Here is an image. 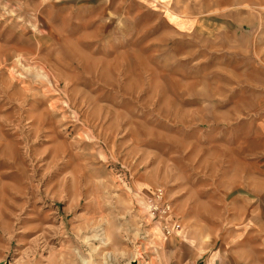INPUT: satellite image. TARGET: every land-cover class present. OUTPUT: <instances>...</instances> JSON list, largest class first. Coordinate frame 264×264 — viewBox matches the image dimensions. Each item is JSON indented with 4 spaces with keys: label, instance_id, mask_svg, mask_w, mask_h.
Segmentation results:
<instances>
[{
    "label": "rangeland",
    "instance_id": "obj_1",
    "mask_svg": "<svg viewBox=\"0 0 264 264\" xmlns=\"http://www.w3.org/2000/svg\"><path fill=\"white\" fill-rule=\"evenodd\" d=\"M263 125L264 0H0V264H264Z\"/></svg>",
    "mask_w": 264,
    "mask_h": 264
},
{
    "label": "built area",
    "instance_id": "obj_2",
    "mask_svg": "<svg viewBox=\"0 0 264 264\" xmlns=\"http://www.w3.org/2000/svg\"><path fill=\"white\" fill-rule=\"evenodd\" d=\"M152 198V201L149 203L152 217L158 220L164 236L172 235L175 231L179 230L180 224L177 221L173 223L166 222L165 218L172 212V206L164 199L161 187L154 191Z\"/></svg>",
    "mask_w": 264,
    "mask_h": 264
},
{
    "label": "crops",
    "instance_id": "obj_3",
    "mask_svg": "<svg viewBox=\"0 0 264 264\" xmlns=\"http://www.w3.org/2000/svg\"><path fill=\"white\" fill-rule=\"evenodd\" d=\"M261 131H262V144H263V146H264V125H263V128L261 129ZM247 146L248 147H251L252 146V144H247ZM247 147V148H248ZM248 149H250V148H248ZM212 258H213V256H211V258H210V261L212 260ZM215 259V258H214ZM207 264H209L208 262H207ZM238 264H240V263H238ZM241 264H261V263H256V260L255 259H251V260H249L248 259V257L247 258H245V259H243L242 260V263Z\"/></svg>",
    "mask_w": 264,
    "mask_h": 264
}]
</instances>
